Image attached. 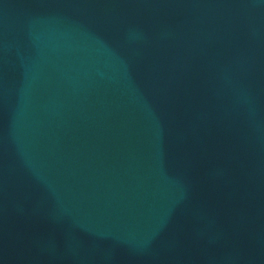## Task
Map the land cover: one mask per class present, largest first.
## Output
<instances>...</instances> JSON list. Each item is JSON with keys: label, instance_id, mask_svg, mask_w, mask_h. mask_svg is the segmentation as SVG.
<instances>
[{"label": "water", "instance_id": "water-1", "mask_svg": "<svg viewBox=\"0 0 264 264\" xmlns=\"http://www.w3.org/2000/svg\"><path fill=\"white\" fill-rule=\"evenodd\" d=\"M0 264H264V0H0Z\"/></svg>", "mask_w": 264, "mask_h": 264}]
</instances>
